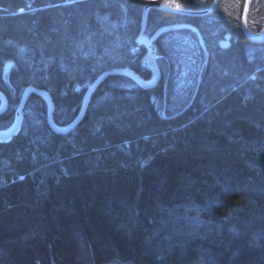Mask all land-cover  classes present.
Returning a JSON list of instances; mask_svg holds the SVG:
<instances>
[{
	"label": "trees",
	"instance_id": "16d2710c",
	"mask_svg": "<svg viewBox=\"0 0 264 264\" xmlns=\"http://www.w3.org/2000/svg\"><path fill=\"white\" fill-rule=\"evenodd\" d=\"M210 2L0 0V85L18 96L30 85L48 91L56 124L67 126L103 73L152 77L137 43L148 4ZM244 6L223 0L203 18L151 10L148 36L193 27L155 42L168 77L148 90L109 77L66 134L50 129L44 101L32 96L19 134L0 143V264H264V41L243 35ZM248 28L263 30L264 0H253ZM176 37L197 42L202 58L187 100L173 84Z\"/></svg>",
	"mask_w": 264,
	"mask_h": 264
},
{
	"label": "water",
	"instance_id": "95a60500",
	"mask_svg": "<svg viewBox=\"0 0 264 264\" xmlns=\"http://www.w3.org/2000/svg\"><path fill=\"white\" fill-rule=\"evenodd\" d=\"M222 2L223 0H215L214 3L209 8L203 11H187V10H180V9H175V8H168L165 6H160L158 4H150L144 9V13L142 16V23H143L142 29L137 39V43L139 45L145 46L148 54H150L152 53V50H153V43L159 38V36L163 32H174V31L180 30L181 28H191V26L187 24H175V25L165 26L161 28L160 30H158L151 38H147L145 36V30H146V24L149 18V12L151 10H158L163 13L180 15L184 17H197L198 18V17H205V16L212 14L221 6ZM252 4H253V0H245V8H244L242 20H241V31L243 35L250 41L254 43H259L264 40V30L262 32V35L257 37L254 34H252L248 28V20H249ZM152 5H155V6H152ZM144 65L148 68H151L150 65L146 62L144 63ZM111 76H125L131 79L140 88L145 89V90L152 88L157 82L156 79L146 81L145 79L140 77L138 73H136L134 70L130 68H118V69L107 71L103 73L98 79H96L92 84H90V86L87 88L86 94L83 100L82 108L77 118H75V120H73V122H71L69 125L63 126V127L58 126L55 123V120H54L55 106H54V101H53L51 94L46 90H41V89L35 88L34 86H29L26 88V90L23 93L20 106L16 112V118H15L14 124L7 131H0V140H4V141L10 140L13 138V136H15L19 132V130L21 129V125H22V120H23L22 114H23L24 108L29 98L32 95H36L45 101L46 112H47V122L53 132L57 134H66L72 131L81 123L82 119L84 118L93 94L96 92V90L99 87L102 86L105 80ZM0 99H3L5 101L3 108L0 109V114H1L6 109V103H7L5 96L2 92H0Z\"/></svg>",
	"mask_w": 264,
	"mask_h": 264
},
{
	"label": "rangeland",
	"instance_id": "374dc122",
	"mask_svg": "<svg viewBox=\"0 0 264 264\" xmlns=\"http://www.w3.org/2000/svg\"><path fill=\"white\" fill-rule=\"evenodd\" d=\"M214 1L215 0H212V2H210L209 4H208V6H206L204 9H198V10H187V11H203V10H206L207 8H209L213 3H214ZM150 4H156V3H150ZM150 4H148V5H150ZM147 5V6H148ZM146 6V7H147ZM145 7V8H146ZM166 7V6H165ZM144 8V9H145ZM169 8V7H168ZM244 8H245V6H244ZM244 11V10H243ZM143 13H144V10H143V12H142V16H143ZM214 13V12H213ZM149 14H150V12H149ZM211 15V14H210ZM243 15V14H242ZM177 16H180V15H177ZM182 17H184V16H182ZM206 17V16H205ZM186 18H197V17H186ZM198 18H203V17H198ZM148 20H149V18H148ZM241 20H242V18H241ZM142 24L143 23H141V29H142ZM179 24H186V23H179ZM187 25H189V26H191V28H181V29H193V27H192V25H190V24H187ZM147 26H148V21H147V24H146V30H145V36L147 37V38H151L152 37V35L151 36H148V35H146L148 32H147ZM161 28H163V27H161ZM160 28V29H161ZM263 30H264V28H263ZM263 30L259 33V34H254V33H252L251 31V33L252 34H254L255 36H257V37H259V36H261L262 35V32H263ZM157 32V31H156ZM155 32V33H156ZM140 35V34H139ZM162 36V34L159 36V38ZM139 37V36H138ZM158 38V39H159ZM138 39V38H137ZM158 39L155 41V42H157L158 41ZM249 40V39H248ZM173 41V42H172ZM172 41H170V43H173V45H171V46H173V48H175L176 49V54H179V57H177L176 56V60H179V62L177 61L176 62V65H175V69H174V74H173V84H175V86H176V93L179 95V97H184L186 100L187 99H189V98H193V97H195V95H196V82H195V80L197 79V77L198 76H201V66H200V64H201V61H202V58L200 57V60H199V58H196V52H195V54H193L192 52H193V49H194V51H198V56H199V54H200V52H199V47H198V44H197V42H195L194 40H189V39H182V37L181 38H178V37H176V38H173L172 39ZM250 41V40H249ZM264 41V40H263ZM262 41V42H263ZM155 42L153 43V50H152V53H150V54H147L146 55V57H145V60H144V62H146V63H148L149 65H150V67L152 68V77L149 79V80H146V81H150V80H155L156 79V84L152 87V88H154V87H156L158 84H159V82H160V80L164 77V75H165V79L168 77V76H166V74H163L162 73V71L158 68V65H157V62H156V60H157V55L155 54ZM229 42H230V40H229V37L227 36H224L223 37V39L222 40H220L219 41V45L222 47V48H226L224 45H227L228 46V44H229ZM250 42H252V41H250ZM262 42H259V43H254V42H252V43H254V44H260V43H262ZM145 47V46H144ZM186 49H188V50H186ZM147 50V49H146ZM187 51V52H186ZM155 56H156V58H155ZM9 64V63H8ZM7 64V66H5V69L2 71V74H1V81H2V86L3 85H7L8 84V82H10V71H7V67H11L12 68V64H9L8 65ZM14 64V63H13ZM14 67V66H13ZM13 69V68H12ZM7 71V72H6ZM168 75H169V72H168ZM140 76V75H139ZM141 77V76H140ZM109 78V77H108ZM107 78V79H108ZM143 78V77H142ZM106 79V80H107ZM144 79V78H143ZM105 80V81H106ZM30 86H32V85H30ZM0 87H1V85H0ZM29 87V86H28ZM89 87V86H88ZM36 88V87H35ZM152 88H150V89H152ZM142 89V88H141ZM26 90V89H25ZM148 90V89H147ZM174 92V91H173ZM174 94V93H173ZM172 95V94H171ZM171 95H169L168 97L165 95V97L166 98H164V103L166 102V99L168 100L169 98H172L171 97ZM34 96H36V95H34ZM32 97V96H31ZM173 97H175L176 98V96L175 95H173ZM42 99V98H41ZM21 100H22V97H21ZM21 100H20V103H21ZM43 100V99H42ZM30 101V100H29ZM44 101V100H43ZM20 103H19V105H18V107H16L15 109H17L18 110V108H19V106H20ZM28 103V102H27ZM44 103H45V101H44ZM83 104V103H82ZM27 105V104H26ZM45 105H46V103H45ZM55 106V105H54ZM26 107V106H25ZM28 107H30L29 105H28ZM169 107V104L167 103V105H165V106H162V107H160V109H162L163 111H165V110H167V108ZM176 107V106H175ZM174 107V108H175ZM184 107V108H183ZM183 107L181 108L182 110H186V109H188L186 106H184L183 105ZM186 107V108H185ZM27 108V107H26ZM82 108V107H81ZM180 109V110H181ZM17 110H16V112H17ZM26 111H27V109H26ZM26 111H25V113H26ZM80 111H81V109L78 111V113H77V115H76V118H77V116L80 114ZM24 112V111H23ZM22 117H23V120H22V125H21V128H22V126H23V122H24V120H25V115H23L22 114ZM16 118V116H14V119ZM54 120H55V118H54ZM83 120V119H82ZM48 123V122H47ZM56 123V122H55ZM58 125V124H57ZM58 126H60V125H58ZM63 127V126H62ZM10 128V127H9ZM51 129V128H50ZM52 130V129H51ZM21 130H19V132H20ZM192 183H194V181L192 182ZM189 206H191V207H194L193 205H192V203L189 205ZM179 207V206H178ZM177 208V207H176ZM165 220V222L166 221H178L179 219H180V217H174V216H171V218L170 219H166V217H162L160 220ZM188 234H190V233H188ZM191 235H193V234H191ZM153 238H155V236L153 237ZM171 240H168V242H170ZM172 242V241H171ZM157 247V250H159L160 249V245H158V246H156ZM156 247H154V249L156 248Z\"/></svg>",
	"mask_w": 264,
	"mask_h": 264
},
{
	"label": "flooded vegetation",
	"instance_id": "af4514ba",
	"mask_svg": "<svg viewBox=\"0 0 264 264\" xmlns=\"http://www.w3.org/2000/svg\"><path fill=\"white\" fill-rule=\"evenodd\" d=\"M25 89L23 90V92H21L20 96H18L19 94L17 92H14V91L8 92V91L4 90L2 87H0V92H2L4 94L6 102H7L6 103V109L4 110L3 113L0 114V121H4L10 115H13L12 122L14 121V116H16V110H17L15 108L18 107ZM31 98L32 97H30L29 100ZM29 100H28L26 107H28V105L30 104ZM4 103H5V101L3 99H0V107L3 106ZM15 103H17L16 107L14 106ZM11 105H12V107H14V109H9V108H11ZM9 110H10V112H9Z\"/></svg>",
	"mask_w": 264,
	"mask_h": 264
},
{
	"label": "bare ground",
	"instance_id": "6f19581e",
	"mask_svg": "<svg viewBox=\"0 0 264 264\" xmlns=\"http://www.w3.org/2000/svg\"><path fill=\"white\" fill-rule=\"evenodd\" d=\"M147 54H148V52H147ZM144 60H145V58H144ZM144 60H143V67L146 68V69H149V70L152 72V69H151V68H148V67H146V66L144 65V63H145ZM130 80H131V79H130Z\"/></svg>",
	"mask_w": 264,
	"mask_h": 264
},
{
	"label": "snow or ice",
	"instance_id": "6c2138e0",
	"mask_svg": "<svg viewBox=\"0 0 264 264\" xmlns=\"http://www.w3.org/2000/svg\"><path fill=\"white\" fill-rule=\"evenodd\" d=\"M152 6H155V5H152ZM22 11V10H21ZM225 47H227V45H224Z\"/></svg>",
	"mask_w": 264,
	"mask_h": 264
}]
</instances>
